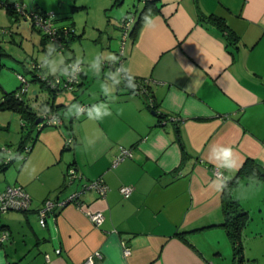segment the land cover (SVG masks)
<instances>
[{
	"label": "crops",
	"instance_id": "1",
	"mask_svg": "<svg viewBox=\"0 0 264 264\" xmlns=\"http://www.w3.org/2000/svg\"><path fill=\"white\" fill-rule=\"evenodd\" d=\"M154 1L147 17L151 25L144 20L133 34L147 2L140 1L121 52L113 54L109 43L108 57L115 56V62H103L99 73L86 68L75 92L58 94L64 123L33 128L24 159L13 169L11 163L0 168V194L9 185H22L33 200L28 211L0 212V264H84L96 251L104 256L97 264H234L230 238L216 225L223 221L224 188L216 190L212 181L220 179L216 168L228 180L248 158L264 166V0ZM202 14L225 18L239 42L228 43ZM71 23L77 35L83 34L75 17L63 24ZM71 51L66 58H77ZM112 63L128 67L148 85L150 98L123 85L105 95L102 86ZM80 91L79 103L107 104L111 115L93 120L86 112L63 114ZM33 94L37 100L39 90ZM6 116L0 127L11 128L15 120L23 127L19 113ZM20 142L14 158L24 150ZM219 145L232 149L235 167L209 161L212 147ZM121 147L131 148L133 156L113 166ZM71 169L77 177L70 178ZM97 178L109 185L106 196L87 189L80 199L83 208L68 204L41 226L38 210L46 199L62 201ZM258 184L244 180L234 191L245 209L260 207L258 217L249 212L242 264H264L262 202L249 203L241 195ZM124 185L135 187L129 198L120 191ZM86 211L103 212L105 221L96 225ZM5 230L10 235L2 240ZM182 231L188 232L185 238L177 235ZM123 242L132 249L130 256Z\"/></svg>",
	"mask_w": 264,
	"mask_h": 264
},
{
	"label": "rangeland",
	"instance_id": "2",
	"mask_svg": "<svg viewBox=\"0 0 264 264\" xmlns=\"http://www.w3.org/2000/svg\"><path fill=\"white\" fill-rule=\"evenodd\" d=\"M28 9H45L49 12H56L58 17H68L67 19H60L59 24L72 21L75 17L78 23V31L83 33L82 37L72 42L71 48L77 55V58L84 61V72L86 68H90L89 63L94 60L97 55L102 56L103 62H109L107 58L112 52L109 50V43L112 44L113 54L115 51L121 52L124 40L123 16L128 12L131 17L138 13V9L142 7V3L138 0H124L121 5H114L115 0H23ZM40 7V8H38ZM78 7V8H77ZM138 11V12H137ZM5 10L0 6V45L5 49L6 55L2 56L3 67L0 71V98L4 91H12L21 85L19 72L24 74L29 80L32 79V74L28 73L26 68H30L34 63H39L38 58L44 54V49L47 43L42 41V34L33 27L31 21L25 17H12V21L4 15ZM10 29L12 32H6L4 29ZM71 49V50H72ZM65 50L60 53L66 58L70 56L72 51ZM121 57V56H119ZM76 58V59H77ZM109 64V63H108ZM40 70V69H39ZM43 73V70H41ZM84 76H80L83 81ZM39 90L38 98L36 100L33 94L34 90ZM72 91L63 90L60 93L65 96H70ZM82 91L78 92L79 97L70 104V108L64 113H71V110L82 104L79 103L83 98ZM59 93V94H60ZM28 103L34 108L39 107L43 101L49 97L48 91L41 88L38 82H31L29 92L25 96ZM16 114L12 110H0V121L6 122L9 114ZM5 115V116H4ZM66 115V114H65ZM50 127V126H48ZM22 125L13 121V126L0 127V157L4 156L7 160L13 157L17 151L19 141L21 140ZM7 139V140H6ZM5 140L8 142L3 144ZM27 151L23 150L22 154L11 161L10 169H13L18 164ZM252 186V185H251ZM255 189H250L251 192H246L242 189L243 201L262 202L263 210L261 213L264 216V182L254 185ZM258 186V187H257ZM244 188V187H242ZM236 196V194H235ZM256 207V206H255ZM249 209V210H248ZM248 213L252 211L253 217H258L260 207L248 208ZM250 215V214H249ZM252 216V215H251ZM256 228V226H255Z\"/></svg>",
	"mask_w": 264,
	"mask_h": 264
},
{
	"label": "trees",
	"instance_id": "3",
	"mask_svg": "<svg viewBox=\"0 0 264 264\" xmlns=\"http://www.w3.org/2000/svg\"><path fill=\"white\" fill-rule=\"evenodd\" d=\"M121 1L122 0H115L114 5H117ZM144 2H146V5L141 11L139 15V19L136 22L133 31L134 35L136 34L137 30H139V28L141 27L143 21L146 20V18L148 17L149 15L148 10L150 8H153L155 1L145 0ZM2 3L3 4L0 6L6 8L7 11H9V13L12 16L16 17V19H20V17H25L26 19H29L33 27L36 28L39 32H41L44 43H47L48 41L52 40L57 44H59L60 45L59 51H65L67 49H70L72 42L82 37L83 35V34L80 35L76 34L73 26L74 22L73 24L72 23L59 24V20L63 18L62 17L59 18L56 12H49L45 9L30 10L28 9L27 5H25L24 2L21 0H17V1L3 0ZM36 15L42 17V19L51 17L52 21L57 27V34L54 36L48 33L47 31H45L44 29H42L41 25L37 22ZM67 18L68 17L64 19ZM201 18L203 20L212 22L215 25H217L225 33L228 43L237 44L239 42L240 38L238 34L230 27V25L227 23L225 18L216 14H211V15L202 14ZM6 54L7 53L5 49L0 45V71L4 65L2 62V56ZM74 59H76V57L67 58L68 61ZM110 65L111 66L114 65L113 66L114 68L118 67L113 63ZM39 69H40L39 63L37 64L34 63L33 65H31L30 68L29 67L26 68L27 72L32 74L31 80H29L24 74L19 72V74L24 75L29 80L30 83L34 81L38 82L41 88L46 89L48 91L49 97L47 100L43 101L42 104H40V108L38 109L39 111H36L35 108L30 103H28L25 97L21 98L16 96V93L20 89L21 85L13 91H6L3 97L0 99V109L12 110L21 115V118L23 120V127H22V139L20 145L22 147L25 146V144L28 143L29 141L31 140L33 141L31 135L33 133V128L38 127L36 121L39 117H41V114L39 112H56V111L59 112L60 110L63 109V107H65V105L62 104H56V98L58 94L61 91H63V89L53 88L51 85H49L45 80L41 78V75L44 74L41 72L42 69L40 70ZM81 75L82 76L84 75V71H82ZM48 77L52 78L56 76L49 75ZM81 82L82 81H80V83ZM80 83L78 85H80ZM135 83L137 87L133 91L139 93L143 92L148 97L150 96L148 85H146L143 81L137 78H135ZM76 89L72 90V92H75ZM143 89H145V91H143ZM161 115L165 116V114H161ZM184 155L185 156L187 155L185 151H184ZM2 160L3 161L0 168L6 169L7 166L10 165V163H6L4 159ZM178 170L179 169H176L175 171ZM244 180H253L260 183L264 182V166L255 159L248 158L246 162L243 164V166L236 173V175L226 180L227 184L226 187L223 189V193H222L223 221L220 224H216V225L223 227L230 238V241L233 246V254L235 260L234 264H242L245 260L243 231L250 220V215L248 211L241 205V203L234 196L235 189L238 188L240 183ZM187 233L188 232L182 231V232H178L177 235L181 236L182 238H185Z\"/></svg>",
	"mask_w": 264,
	"mask_h": 264
},
{
	"label": "built area",
	"instance_id": "4",
	"mask_svg": "<svg viewBox=\"0 0 264 264\" xmlns=\"http://www.w3.org/2000/svg\"><path fill=\"white\" fill-rule=\"evenodd\" d=\"M145 1V0H143ZM37 16V22L41 25L42 29L47 31L48 33L52 35L57 34V27L52 21V18L48 17L45 19H42V17ZM123 28H124V40L123 45L125 44L126 38L129 36L131 26L133 25L135 21V16H127L123 18ZM67 33V32H66ZM71 62V61H68ZM82 73V72H81ZM81 73L79 74L78 78L75 80H70L62 75H57L56 77H44V75H41V78L45 80L49 85H51L53 88H62L63 90H69L72 91L77 88L78 84L80 83L81 79ZM19 78L21 79V87L16 93L17 97L23 98L25 95L29 92L30 82L29 80L22 74H19ZM145 91V89H143ZM79 107L83 108L85 112H87V109L90 107V104H81ZM84 112V113H85ZM41 117L43 118V123L40 125L44 126H60L64 123V118L59 112H42ZM73 142V138L70 137L67 140V145H71ZM32 148V143L29 141L25 144L24 150L27 152L30 151ZM133 156V152L131 148L127 147H121L120 152L115 156L113 161V166L118 165L121 161H123L126 158H130ZM13 157L5 159L6 163H9L13 161ZM215 174L218 178H225L221 170L218 168L215 169ZM70 178L77 177V173L75 169H71L69 171ZM87 189H96L100 196H106L107 192L109 191L110 187L105 182L103 178H97L89 183L85 184L82 191H77L71 194L68 198L64 200H55L48 198L45 200L43 206L38 210L39 217H40V224L42 227L47 226V220L51 216H55L59 209L63 208L64 206L68 204H75L79 208L82 207L81 202V195L82 193ZM135 190V187L133 185H124L120 188V191L122 195L125 198H129ZM32 197L29 194V192L22 186V185H9L1 194H0V212H8V211H28L31 209L32 206ZM86 214L88 217L94 222L96 225H101L105 221V214L101 211H86ZM10 232L8 230H5L2 232V240H5L9 237ZM124 247V253L126 256H130L132 254V249L123 242ZM49 259V255H47ZM103 253L101 251H96L92 255L88 257L86 262L84 264H97L98 260H101L103 258Z\"/></svg>",
	"mask_w": 264,
	"mask_h": 264
},
{
	"label": "clouds",
	"instance_id": "5",
	"mask_svg": "<svg viewBox=\"0 0 264 264\" xmlns=\"http://www.w3.org/2000/svg\"><path fill=\"white\" fill-rule=\"evenodd\" d=\"M146 23L151 25L153 21L146 18ZM59 47L60 45L56 42L52 40L49 41L45 46L44 54L38 58L39 67L43 70L44 77L46 78L49 75H62L70 80L77 79L79 74L84 71V61L77 58L68 62L67 58L60 53ZM103 59L102 56L97 55L94 60L89 63L88 66L94 73H99L101 71ZM108 59L115 62L117 58L115 56H110ZM121 85L132 90L137 87L134 74L124 65L115 67L114 70L107 73L105 83L102 86L103 93L105 95H111L112 92ZM84 112L85 110L83 108L77 106L71 110V115L80 117ZM86 114L89 119L101 120L111 115V110L107 104H96L89 107ZM38 127H40V124ZM208 158L210 162H213L219 168L231 169L235 167L236 164L232 149L223 145L213 146ZM226 184L227 181L223 178L212 181V187L216 190L225 188Z\"/></svg>",
	"mask_w": 264,
	"mask_h": 264
},
{
	"label": "water",
	"instance_id": "6",
	"mask_svg": "<svg viewBox=\"0 0 264 264\" xmlns=\"http://www.w3.org/2000/svg\"><path fill=\"white\" fill-rule=\"evenodd\" d=\"M43 123V118L42 117H39L38 119H37V121H36V124L37 125H41ZM42 127H44V125H42V126H40L39 128H42ZM13 158H14V156H13Z\"/></svg>",
	"mask_w": 264,
	"mask_h": 264
}]
</instances>
